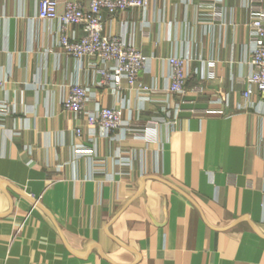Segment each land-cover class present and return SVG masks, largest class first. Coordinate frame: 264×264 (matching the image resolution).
I'll list each match as a JSON object with an SVG mask.
<instances>
[{"label": "crops", "instance_id": "0c3cea01", "mask_svg": "<svg viewBox=\"0 0 264 264\" xmlns=\"http://www.w3.org/2000/svg\"><path fill=\"white\" fill-rule=\"evenodd\" d=\"M247 2L103 13L104 33L149 58L140 83L152 97L169 85L172 56L188 57L189 78L168 114L125 82L119 97L98 89L130 125L93 128L83 156L91 130L60 100L70 83L94 86L98 60L59 54L37 0H0V79L14 109L0 114V264H264V102L242 81Z\"/></svg>", "mask_w": 264, "mask_h": 264}, {"label": "built area", "instance_id": "2783aa9c", "mask_svg": "<svg viewBox=\"0 0 264 264\" xmlns=\"http://www.w3.org/2000/svg\"><path fill=\"white\" fill-rule=\"evenodd\" d=\"M60 0H37L36 18L46 22H56V30L52 33L54 46L59 54L70 56L76 60L85 57L95 58L92 67L99 78L94 88L80 83H70L66 86V93L60 100L62 110L70 114L75 120L82 119L91 132L88 138L89 147L80 149L81 155H91L95 140L93 128L104 132L118 130L123 134L128 131V122L123 120L122 108L103 107L97 100L98 89H110L111 93L120 96L123 82L145 102L161 108L167 112L171 95L184 96L185 86L189 78V59L184 55H175L168 59L169 85L163 90L162 98L151 96V88L141 85V74L147 69L149 58L128 39L120 34L104 33L105 18L113 17L129 9L145 10L149 0H63V9L58 11ZM263 0H248L245 4L247 18L245 26L248 34L249 48L246 65L248 73L242 80L253 88V91L264 102V9ZM69 26H79L82 36L73 40L68 32ZM6 82L0 79V114H10L14 109L4 96ZM202 90L199 85L196 88ZM249 97V91L243 92ZM219 102H226V97L220 95ZM152 121H159L158 118ZM159 122H163L160 120ZM76 135L81 129H75Z\"/></svg>", "mask_w": 264, "mask_h": 264}]
</instances>
